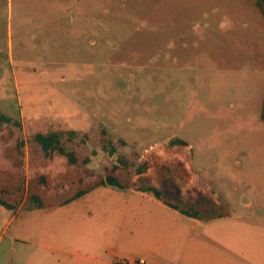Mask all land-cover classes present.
I'll return each instance as SVG.
<instances>
[{"label": "rangeland", "instance_id": "374dc122", "mask_svg": "<svg viewBox=\"0 0 264 264\" xmlns=\"http://www.w3.org/2000/svg\"><path fill=\"white\" fill-rule=\"evenodd\" d=\"M32 1L0 0V113L11 119L0 126V200L12 206L0 208V235L15 215L0 264L10 235L38 232L71 235L77 251L105 242L126 252L128 206L147 202L137 193L154 197L139 190L198 213L197 170L231 177L216 186L219 199L232 178L264 172L255 0H60L66 26L75 17L91 34L65 29L47 44ZM52 133L76 164L42 150L36 135ZM107 176L125 189L102 186ZM39 208L60 209L29 213Z\"/></svg>", "mask_w": 264, "mask_h": 264}, {"label": "crops", "instance_id": "0c3cea01", "mask_svg": "<svg viewBox=\"0 0 264 264\" xmlns=\"http://www.w3.org/2000/svg\"><path fill=\"white\" fill-rule=\"evenodd\" d=\"M32 2L39 8L37 13L30 14V21L40 36V44L53 41L54 36L61 35L65 29L76 38L78 34H91V27L82 20L78 23L75 17L69 18L66 26L62 21L66 14L61 10L60 0ZM8 3L11 5L12 0ZM200 158L198 154L191 157L190 162L199 164ZM211 161L215 163L217 158ZM229 177L196 171L197 194L202 195L204 201L196 203L199 211L194 218L170 209L155 197L136 192L147 202L128 206L132 210L133 228L129 230L132 237L124 238L126 252L107 247L105 242L92 243L88 249L82 247L85 250L77 251L71 235L61 237L38 232L36 236L23 238L10 235L2 256L3 264H9L13 256L15 264H251L246 259L253 260L252 264H264V172L260 176L245 174V177L232 178V187L219 199L216 186ZM239 187L243 190H237ZM222 206L227 210H219ZM58 209L45 212L39 208L29 213L51 214ZM14 220L15 215L7 216L0 243ZM241 242L243 246L238 248Z\"/></svg>", "mask_w": 264, "mask_h": 264}, {"label": "trees", "instance_id": "16d2710c", "mask_svg": "<svg viewBox=\"0 0 264 264\" xmlns=\"http://www.w3.org/2000/svg\"><path fill=\"white\" fill-rule=\"evenodd\" d=\"M255 7L258 10V12L261 14V16L264 19V0H255ZM261 119L264 121V105L262 108V113H261ZM11 119L5 116L4 114L0 113V126L2 124H8L10 123ZM37 143L41 146L42 150L48 154L50 152L56 151L59 155L64 156L67 159V162L70 165H74L77 163L76 156L73 152H68L66 151L61 145H60V140H59V134L52 133L49 135H42V134H37L35 137ZM102 186H109V187H115L119 189H125L122 187L117 179L113 176H107L104 182L101 184ZM142 193H153L154 197L158 200L161 201L164 205L169 207L170 209L174 211H178L179 213L187 216L194 218L196 217L195 213H191L185 210L180 209L176 205H173L171 203H168L164 200H162L161 193L154 189V188H143L139 190ZM84 195V193H80L78 195V198ZM0 206L4 207L5 209L11 210L12 206L4 202L3 200H0Z\"/></svg>", "mask_w": 264, "mask_h": 264}]
</instances>
